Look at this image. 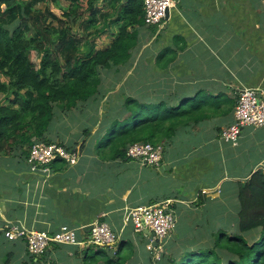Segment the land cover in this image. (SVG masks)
<instances>
[{"label":"crops","instance_id":"crops-1","mask_svg":"<svg viewBox=\"0 0 264 264\" xmlns=\"http://www.w3.org/2000/svg\"><path fill=\"white\" fill-rule=\"evenodd\" d=\"M135 28L138 41L130 58L115 66L119 72L103 75L101 86L108 92L111 85L116 90L125 87L127 97L142 102L169 98V103L176 104L197 91L229 100L241 87L264 91V0H175L162 28L145 24ZM108 34L96 38L98 47L109 41ZM101 99L105 100L104 93ZM83 112H63L57 123ZM93 113L94 123L83 125L84 134L89 133L81 134L86 141L80 144L83 150L74 165L58 160L47 171H33L19 151L0 154V180L5 188L0 187V256L14 257L13 264H78L83 253L94 247L64 244L49 249L43 259H30L21 239L10 241L3 236L8 224L45 230L66 224L77 228L82 240L96 219L110 226L119 239L135 245L134 255L125 264L147 260L156 264L145 247L147 238L124 223V216L132 207L165 200L175 213L173 229L165 240L167 253L180 255L199 243L211 242L198 213H207L208 204L215 214L214 205L223 203L220 210L234 214L235 206L226 196L236 200L235 182L246 178L250 170L264 169V125L244 126L236 144L221 139V129L233 120L232 111L190 123L171 139L161 140L164 156L160 169L138 160L101 159L91 151L87 145L106 136L110 129L105 128L114 117L102 124L103 112ZM126 116L124 111L118 119ZM57 123L47 131V139L76 147L81 135L71 140L70 135L58 133ZM164 185H172L173 191L168 192ZM202 189H207L206 195L199 201L197 194ZM226 219H230L227 214ZM216 227L227 230L233 224Z\"/></svg>","mask_w":264,"mask_h":264},{"label":"trees","instance_id":"trees-1","mask_svg":"<svg viewBox=\"0 0 264 264\" xmlns=\"http://www.w3.org/2000/svg\"><path fill=\"white\" fill-rule=\"evenodd\" d=\"M59 1L0 0V154L19 151L27 157L34 141L52 142L47 131L63 118V112L100 99L104 73L130 58L138 41L135 27L145 24L142 0H64L66 7L56 15L51 7ZM39 4L45 7L41 10ZM107 31L111 39L98 47L96 38ZM33 54L39 56V63L33 61ZM202 93L197 91L178 105L169 103V98L152 103L126 97L125 102L132 103L125 106L127 116L113 118L100 142L109 149L107 157L128 159L125 151L132 143L161 145V140L171 139L190 123L231 111L233 117L238 91L231 100ZM59 143L75 148V144ZM245 176L235 182L232 233L224 228L206 230L209 244L199 243L177 256L167 253L165 241L155 263L264 264V169L250 170ZM197 195L202 201L206 193L200 190ZM139 236L146 238L143 233ZM134 248L130 241L119 239L115 251L94 247L92 253L84 252L83 258L86 264H125ZM124 249L127 252L123 254Z\"/></svg>","mask_w":264,"mask_h":264},{"label":"built area","instance_id":"built-area-1","mask_svg":"<svg viewBox=\"0 0 264 264\" xmlns=\"http://www.w3.org/2000/svg\"><path fill=\"white\" fill-rule=\"evenodd\" d=\"M142 3L145 25H155L160 29L166 22V12L174 6L175 0H142ZM237 91L239 98L234 107L233 120L220 133L222 140L232 144L237 143L244 126L264 125V91L254 87H241ZM80 154L78 149H68L59 142L34 141L26 161L33 171L37 169L47 171L54 160H61L69 166L76 164ZM125 155L128 159L158 168L162 160V147L148 142H135L127 146ZM206 190L202 189L204 193ZM174 222L175 215L169 200L132 207L124 216V223H130L134 232L146 236L145 247L154 260L160 259L165 240L171 233ZM145 230H148L149 234L144 233ZM77 231V228L66 224L50 231L10 223L3 229V234L11 241L24 240L28 254L35 258L42 256L54 245L113 248L119 240V235L98 219L91 223L84 239H78Z\"/></svg>","mask_w":264,"mask_h":264},{"label":"rangeland","instance_id":"rangeland-1","mask_svg":"<svg viewBox=\"0 0 264 264\" xmlns=\"http://www.w3.org/2000/svg\"><path fill=\"white\" fill-rule=\"evenodd\" d=\"M66 3H67L66 1L60 0L58 5L51 7V10L56 15H61V12H62L61 10L64 7H66L65 6ZM38 7L42 10L45 7V5L44 4H39ZM112 31L113 30H110L111 33H112ZM111 36L112 35H110V33H109L108 36H107L109 40L111 39ZM32 59L36 63H39L40 58H39V56H36V54L32 55ZM109 68H110L109 71H112V72L116 71L115 66H110ZM113 69H115V70H113ZM111 88H113V89H111ZM124 88L125 87H122V88H120V90H116L114 88V86L111 85L110 90L108 92L107 88L104 85H102L100 87V92H101L100 96H102V94L104 93L105 94V100L100 98V99L95 100L94 103L92 101H90V102L87 103V105L83 104L81 107H79V109H75L74 111H84L83 112L84 115H77V116L74 115L67 122L57 123V126L60 128V129H58V133L65 134V135H70L71 136V140H75L76 141L75 137L80 136L82 133L84 134V129H82L83 125L87 124V121H88L90 123L89 126H91L94 123V121L96 120V117H95L93 111H102L103 112L102 119H101L102 120V124H104V122H106V120L108 118H110L111 116L113 117V115H114L113 118H118L119 116H122L123 112L126 110L125 109L126 108L125 107L126 104H128V105L132 104L130 102L129 103L125 102L126 99H127L126 97L128 95L126 93V89H124ZM0 100H2V94H0ZM152 103H157V102H156V100H153ZM178 104H179V102L176 103V105H178ZM165 106H169V105L165 103ZM98 108H100L101 110H99ZM88 111H91V112H89V115H88ZM123 118H125V117H123ZM76 119L78 120V123L82 124L81 126L77 124ZM109 127H110V123L107 124L105 130H108ZM88 133H85L84 135L87 136ZM182 134H184V131H182ZM85 141H86L85 137L83 135H81L79 140H78V145L75 147V149H78L80 153L83 150V146H81V145L85 144ZM52 142H59V140L52 141ZM100 142H103V138H99L97 143H95V139H94L91 142V144H88L87 146L88 147L91 146L92 147L91 151H95L96 154L101 159L108 158L106 156L109 155V149L103 147L102 144H100ZM98 145H101V146H98ZM97 155H95V157H97ZM163 156H164V153H163ZM162 163H163V161L160 162V165H159L158 169H160ZM64 164L67 165L66 163H64ZM67 166H69V165H67ZM11 183H12V185L14 187V193H15L16 187L14 186V180H12ZM0 187L3 190H5V188L1 185V180H0ZM164 189H166L168 192H170L171 190L173 191L172 185H164ZM226 200H227V202L230 201V204H231L232 207L235 206V199L234 198L229 197V199H228V197L226 196ZM223 205H225V204L222 203V204L214 205V207L216 209L215 214H214V209L212 207H209L208 204L206 205L207 208H208V212L207 213H202L201 211L198 213V216L202 215V217H203V220L201 221L200 224L208 232H210V231L211 232H215V228H217L216 224H219V225H229V224L231 225V224H233V222H234L233 213H229V212L223 213L220 210V209H222ZM226 214L229 216L230 219H226ZM129 226L131 227L130 224H129ZM234 230L235 229L232 228V227L230 229H227V231L229 233H232ZM166 240H167V238H166ZM249 242H251L250 239H249ZM108 250L115 251L116 250V246L113 247V248H108ZM92 251H93V249L90 250L89 253H92ZM126 252H127V249H124L123 250V254L126 253ZM11 257H9L7 255V253L2 254L0 256L1 264H8V262H10V260H11L10 264H13L14 260L11 259ZM12 258H14V257H12ZM149 258L151 259V261L154 260V258H152L150 254H149ZM76 262L78 264H86L85 261H84V258H80V260H77ZM152 262L155 263V261H152ZM41 263H44V262L42 261ZM144 264H150V262L147 260V261H145Z\"/></svg>","mask_w":264,"mask_h":264},{"label":"water","instance_id":"water-1","mask_svg":"<svg viewBox=\"0 0 264 264\" xmlns=\"http://www.w3.org/2000/svg\"><path fill=\"white\" fill-rule=\"evenodd\" d=\"M169 11L166 12V17L168 15ZM88 229H90V226L88 227ZM144 233H148L149 234V231L148 230H145Z\"/></svg>","mask_w":264,"mask_h":264}]
</instances>
